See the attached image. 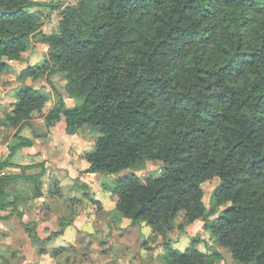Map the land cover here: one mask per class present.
Instances as JSON below:
<instances>
[{
	"label": "clouds",
	"instance_id": "obj_1",
	"mask_svg": "<svg viewBox=\"0 0 264 264\" xmlns=\"http://www.w3.org/2000/svg\"><path fill=\"white\" fill-rule=\"evenodd\" d=\"M248 3L251 8L233 9L228 15L220 13L215 20L208 22L209 25H220L216 37L208 45H198V50L189 47L184 50L182 59L172 63L159 60L145 63V55L155 43L165 38L170 25L157 21L148 31L142 28L130 37H123L117 35L119 28L131 21L117 18L114 12H102L93 19L89 6L78 13L61 15L69 5L79 6L81 0H17V7L33 17L39 14L40 19H44L47 16L48 22L40 25L38 21L33 23L29 20L27 27L16 26L18 31L14 34L29 31L21 45L23 51L18 49L13 59L7 55L0 57V61L6 60L9 65H19L5 71L0 87L14 88L17 85L10 81L16 80L20 86H30L37 95L43 94L39 102H24L23 115L15 126L8 118L12 109L7 105L0 109V152L4 153L0 155V264H31L33 258L38 264H170L172 258H163L167 255L165 244L183 253L196 235L193 226L206 224L220 215L223 208L230 207L235 192L240 189L246 192L248 187L264 192V180H254L238 187L228 185L233 175H242L239 169L245 164L224 162L227 140L219 127H212L207 129L209 135L206 140L201 138L199 150L191 156L186 169L189 175L198 170L193 181L199 188L193 201L180 204L173 201L172 205L161 210L148 207L143 216L137 217L146 201L136 185L145 184L146 174L153 168L157 169L156 176L161 175L163 168L168 166L166 161L170 163L179 147L197 143L195 133L185 142L177 137L203 126L193 121L191 112L181 113L179 108L170 111L171 101L166 102L165 96L175 90L206 101L208 94L204 87L207 84L212 85L213 92L230 90L227 95L233 99L248 98L264 89V52L258 51L264 45V0H248ZM175 7V0H166L158 11L168 19ZM254 8L260 9L259 14L253 12ZM249 17L252 18L250 23L241 27ZM109 18L113 28L99 36L97 45L76 54L73 40L90 38L89 33L95 32L94 25ZM61 24L71 26L75 33L63 48L54 47L48 41L49 36H61ZM2 38L8 39V36ZM117 39H132L136 44L127 55L120 53L124 58L118 64L105 60L99 65L108 68L115 76V80L109 81L116 90L113 103L126 100L129 110L139 107L140 119H143L144 112H149L155 119L167 120L171 124V127L155 132L150 125L147 127L146 130L158 135L159 139L148 147L140 142L132 144L128 150L135 151L134 162L127 153L109 156L111 147L97 139L104 133L93 128L96 119L93 110L102 94L88 95L99 78L98 75H90L94 71L92 66ZM45 42H48L47 48ZM237 51L257 52L255 68L247 63L252 60L247 55L233 60ZM58 53L65 58L71 56V60L68 63L64 59L57 61L55 56ZM44 60L48 63L41 67ZM229 61H232L231 66L220 71ZM28 64L33 65L29 70L32 75L22 76L20 68L27 69ZM201 68L209 75L196 72ZM198 75L203 79H197ZM141 76L149 78L150 86L135 84ZM154 77L170 82V87L165 85L167 92H162L160 85L153 83ZM193 84L196 87L188 93L189 86ZM137 92L143 104L135 99ZM171 100L185 104L184 99L178 96H172ZM70 104L76 105L75 111L69 109ZM149 104L153 105L151 109L147 107ZM217 110L223 111L222 108ZM248 114L245 109L239 115L246 118ZM81 116L91 119L80 123ZM9 131L19 132L18 138L13 140ZM21 142L26 147L19 148L9 158V145ZM257 143L259 148L256 151L264 154V138ZM213 144L220 149L214 157L211 155ZM155 145L165 147L164 159H150L157 150ZM209 160H215V163L200 169V165L207 164ZM132 172L136 173L135 177L128 175ZM125 176L129 179H121ZM214 188L217 190L215 195ZM173 208L178 211L173 212ZM201 237L195 246L200 252L210 255V250L215 249L222 256L210 260L209 264H225L226 261L228 264H245V261L233 258L231 248L234 240L231 235L226 236L224 232L212 235L202 231ZM145 240L147 245L141 247ZM258 240L264 245V237H258ZM41 249L43 253L37 255ZM250 264H255L254 257Z\"/></svg>",
	"mask_w": 264,
	"mask_h": 264
},
{
	"label": "trees",
	"instance_id": "obj_2",
	"mask_svg": "<svg viewBox=\"0 0 264 264\" xmlns=\"http://www.w3.org/2000/svg\"><path fill=\"white\" fill-rule=\"evenodd\" d=\"M165 2L166 0H87V3H85V0H81L79 6L69 5L61 15L78 13L89 6H91L93 19H96L102 12L109 14L114 12L117 18L131 21V23H125L119 28L117 35L123 37H130L142 28L148 31L151 25H155L157 21L162 22L165 26L170 25L164 34L165 38L160 39L154 47L150 48L149 53L145 55L144 62L153 63L155 60H159L161 63L165 61L172 63L184 57L185 49L189 47L197 49L198 45L206 46L214 40L220 25L215 23L209 25L208 22L215 20L218 14L228 15L230 10L245 6L252 7L248 0H175L177 7L171 10V16L168 19H164V14H161L158 10L162 8ZM16 4L17 0H0V57L7 55L10 59H13L16 57L18 49L23 51L21 45L29 36V31H19L18 34H14L18 31L16 26L27 27L29 20H32L33 23L38 21L40 25H43L39 16L33 17L32 14L27 13L21 7H17ZM253 12L259 14L260 9L254 8ZM251 19V17L245 19L241 27L247 26ZM173 20L174 23H172ZM59 27L62 33L61 36L56 38L49 36L48 41L54 47L63 48L71 40V37L75 36V33L71 26L65 27L64 24H61ZM94 27L95 32L89 33L90 38L73 40V44L76 46V54L87 47L97 45L99 36L105 31H110L113 28V22L111 18L105 19L103 23H98ZM224 31H227V28ZM205 33H209V35H205ZM4 35H7L8 39H3ZM45 44L48 45V42H45ZM135 44L136 41L132 39L115 40L109 51L105 52L92 66L94 71L90 75H98L99 78L88 94L89 97L98 92L102 94L100 102L96 104L93 110V116L96 117L93 127H97L101 133H104L97 139L104 142L106 146L111 147L112 151L108 153L109 156L127 153L128 158L133 162L136 159V153L128 150L132 144L140 142L144 147H148L159 139L158 135H153L146 130L149 125L153 132L160 128L171 127L169 121L155 119L149 112H144L143 119H140L139 107L129 110L130 106L126 104V100H120L118 104L113 103L115 99L113 94L116 90L109 81L115 80V76L108 68L99 67V65L105 60H111L118 64ZM237 47H239V41H237ZM258 51L264 52V45ZM121 52L124 55H121ZM112 53H115V55H111ZM241 55L252 57V60L247 63L250 67L255 68L257 52L241 53L237 51L233 54L232 59L239 60ZM55 59L57 61L64 59L65 63H68L71 56L65 58L58 53ZM47 63L48 61L45 60L44 66ZM231 63L232 61H229L220 71L223 72L224 69L229 68ZM241 63H244V61H241ZM10 66L6 60L0 61V74L9 69ZM32 67L22 70L21 75H32L29 71ZM196 72L203 73L205 76L209 75L202 68L197 69ZM236 75L239 76L240 73L237 72ZM152 79L153 83L160 85L162 92L168 91V87H165V85L171 86L168 80H161L159 77ZM197 79L202 80L203 77L198 75ZM141 83L149 85V78L141 76L135 81L136 85ZM81 87H83V83ZM195 87V84L189 86L188 93ZM256 87L259 88L258 85ZM204 92L208 94L206 101L197 99L194 95L175 90L169 96H165L166 102L171 101L170 111H176L179 108L181 113L191 112L193 121L203 126L193 128L191 132H185L182 137H177L181 142H185L195 133L197 143H187L186 146L179 147L178 151L172 156L170 163L166 161L168 166L165 167L161 175L145 178V184L136 185V189L144 194L146 201L145 207L139 210L137 217L143 216L148 207L161 210L168 208L173 201L176 204L183 201L189 203L193 201L199 188L198 184L193 181V177L197 175L198 170L192 171L189 175L186 169L189 168L191 156L199 150L198 145L201 138L206 140L209 135L207 129L212 127H219L227 140L224 146V162H234L237 165L245 164V167L239 169V173L242 175H233L228 180V185L233 186L235 184L238 187L241 184L248 185L254 180H264V154L256 151L259 148L257 141L264 138V89L243 99H233L228 96L227 93L230 92L228 89L224 92H213L211 84L204 87ZM148 95L150 96L152 93ZM129 96L131 97V93H129ZM172 96L183 98L185 104L180 105L178 104L179 101L171 100ZM16 97L17 103H15L11 115L8 117L13 126L18 123L19 118L23 115L24 102L26 100L39 102L43 98V94L37 95L30 86L25 85L16 92ZM135 99L139 100L141 104L144 103L140 99L139 92L136 93ZM230 99L231 102L229 103L228 100ZM87 102L86 99L85 103ZM147 107L151 109L153 105L149 104ZM75 108L76 105L69 109L75 111ZM219 108H222L223 111H218ZM245 109L249 113L246 118L239 115ZM125 112L127 113L126 116L123 115ZM90 119L87 116L79 117L80 123H86ZM228 137H231V139H227ZM22 146H25L23 142L12 147L9 158ZM155 147L157 150L153 152L150 159L157 161L164 159L166 156L165 147L161 145H155ZM219 151L220 149L213 144L211 155L214 157ZM212 163H215V160H209L207 164L202 163L200 169ZM171 165H184V167H172ZM128 175L136 176L134 173ZM121 179L128 180L129 176ZM220 187L225 190L224 185ZM232 200L233 204L230 207L223 208L219 217L213 220L207 228L212 235L218 232H224L226 236L231 235L234 240L231 250L235 260H243L245 264H250L254 257L255 264H264V250H262L264 245L258 240V237H264V192H258L255 188L248 187L246 192L244 189L235 192ZM176 211L178 209L173 208V212ZM196 244V242H193L183 253H179L178 250L165 244L167 254L165 258H172L170 264H209L210 260H215L214 255L200 252L195 247Z\"/></svg>",
	"mask_w": 264,
	"mask_h": 264
},
{
	"label": "rangeland",
	"instance_id": "obj_3",
	"mask_svg": "<svg viewBox=\"0 0 264 264\" xmlns=\"http://www.w3.org/2000/svg\"><path fill=\"white\" fill-rule=\"evenodd\" d=\"M37 16H39V18H40V15L39 14H37ZM41 20V22L43 23V25L44 24H46L47 22H48V17L47 16H45V18L44 19H40ZM45 47L47 48V45H45ZM8 62V61H7ZM38 63H39V61H38ZM44 64H45V60L41 63V67H43L44 66ZM30 66H33L32 64H28V67H30ZM11 67H19V65H11L10 66V68ZM22 70H24V68H20V72L22 71ZM4 73V72H3ZM1 76H0V81H2L3 79H2V73L0 74ZM11 83H14V84H16L17 85V87L15 88L17 91L21 88V87H23V86H20L18 83H17V81L16 80H11L10 81ZM26 86H28V85H26ZM41 87H43L42 85H41ZM1 88V87H0ZM1 97V96H0ZM9 108H11L12 109V105L9 107ZM13 109H14V107H13ZM13 109H12V111H13ZM12 113V112H11ZM11 115V114H10ZM93 128H95L96 130H98L99 132H100V130L97 128V127H93ZM12 132L13 131H9V136L12 138ZM15 133V135H14V137L12 138L13 140H16L17 138H18V136H19V132H14ZM11 146H13V145H11ZM4 155V153H2V152H0V155ZM164 169H165V167L163 168V171H164ZM156 171H157V169H155V168H153V170L151 171V172H149V173H147L146 174V177L145 178H149V177H151V176H154V177H156V175H155V173H156ZM163 171H162V173H163ZM132 173H134V174H136L135 172H132ZM132 173H130V174H132ZM161 173V174H162ZM216 189L214 188L213 189V194L215 195V193H216ZM217 217H219V215L218 216H216L215 217V219L217 218ZM215 219H213V220H215ZM213 220H210V221H208L206 224H204V225H194L193 226V231H195L196 232V235L195 236H193L192 237V239L189 241V244H188V246H190L193 242H196L197 244L201 241V239H202V237H201V232L202 231H207V232H209L210 233V231H209V229L207 228V226L213 221ZM121 236H123V233H121L120 234ZM209 239H211V236H209ZM106 242V241H105ZM147 243H148V241H143V243L141 244V247H144V246H146L147 245ZM187 246V247H188ZM186 247V248H187ZM164 248H165V245H164ZM185 248V249H186ZM63 249V248H62ZM165 252H166V250H165ZM43 253V249H41L40 250V253H38L37 255H41ZM206 254H208V253H206ZM101 255H104V253H101ZM209 255V254H208ZM210 255H214V258L215 259H219V258H222V256H221V253L219 252V251H216L215 249H211L210 250ZM163 258L164 259H166L165 258V256H163ZM23 259V258H22ZM34 261H37L35 258H33L32 259V261L31 262H34ZM225 264H228V262L226 261L225 262Z\"/></svg>",
	"mask_w": 264,
	"mask_h": 264
},
{
	"label": "crops",
	"instance_id": "obj_4",
	"mask_svg": "<svg viewBox=\"0 0 264 264\" xmlns=\"http://www.w3.org/2000/svg\"><path fill=\"white\" fill-rule=\"evenodd\" d=\"M46 45V44H45ZM48 46V45H47ZM5 73V72H4ZM4 73H2V76L4 75ZM1 76V75H0ZM2 79H3V77H2ZM14 84V83H13ZM43 86V85H42ZM17 87V86H16ZM16 87H14V88H8V89H5V88H3V87H1L0 88V109H2L5 105H7V107H10L11 105H12V109H13V105L15 104V103H17V97H16V92H17V90L15 89ZM75 104H70L69 105V108H71V107H73ZM0 123H2V122H0ZM14 135H15V133H14V131L12 132V138L14 137ZM20 144H22V142L20 143ZM20 144H18V145H20ZM18 145H13V146H11V145H9V151H8V153H7V155L9 156L10 154H11V149H12V147H15V146H18ZM23 147H26V145L25 146H22V147H20V148H23ZM19 149V148H18ZM17 149V150H18ZM17 150L15 151V153H14V155L16 154V152H17ZM39 153H37V155H38ZM3 155V154H2ZM13 155V156H14ZM17 167H19V165H16ZM52 167H55V165H52ZM87 169H85V171H86ZM93 203H96V204H100L101 203V201H93ZM84 218H86V217H84ZM45 230H47V225L45 226ZM62 248V247H61ZM31 264H38V261H34V262H31Z\"/></svg>",
	"mask_w": 264,
	"mask_h": 264
}]
</instances>
